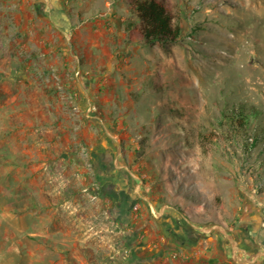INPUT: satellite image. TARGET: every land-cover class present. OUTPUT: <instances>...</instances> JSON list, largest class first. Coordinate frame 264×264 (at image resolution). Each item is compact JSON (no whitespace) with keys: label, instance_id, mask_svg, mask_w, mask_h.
<instances>
[{"label":"rangeland","instance_id":"obj_1","mask_svg":"<svg viewBox=\"0 0 264 264\" xmlns=\"http://www.w3.org/2000/svg\"><path fill=\"white\" fill-rule=\"evenodd\" d=\"M163 1L0 0V264H264V0Z\"/></svg>","mask_w":264,"mask_h":264},{"label":"trees","instance_id":"obj_2","mask_svg":"<svg viewBox=\"0 0 264 264\" xmlns=\"http://www.w3.org/2000/svg\"><path fill=\"white\" fill-rule=\"evenodd\" d=\"M130 11L139 21V24L130 25L131 36L140 38L147 44L160 45L179 39L180 28L172 25L170 8L163 0H130ZM239 116L234 124L231 123L234 116L229 121L232 126L242 129L246 126V118Z\"/></svg>","mask_w":264,"mask_h":264},{"label":"crops","instance_id":"obj_3","mask_svg":"<svg viewBox=\"0 0 264 264\" xmlns=\"http://www.w3.org/2000/svg\"><path fill=\"white\" fill-rule=\"evenodd\" d=\"M3 115H4V112H3ZM1 125L3 126V124H1ZM2 128H3V127H2ZM2 128L0 129V138H1V139H3L4 136H5V133H4V135L2 134V133H3ZM2 136H3V138H2ZM1 142L4 143L3 141H1Z\"/></svg>","mask_w":264,"mask_h":264}]
</instances>
